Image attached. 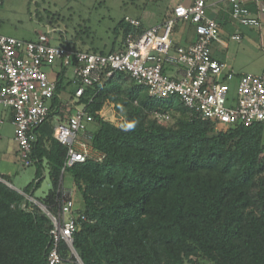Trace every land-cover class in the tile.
<instances>
[{"label": "trees", "instance_id": "1", "mask_svg": "<svg viewBox=\"0 0 264 264\" xmlns=\"http://www.w3.org/2000/svg\"><path fill=\"white\" fill-rule=\"evenodd\" d=\"M138 19V28L118 22L123 43L147 29ZM79 41L62 46L117 52L115 42L106 52ZM66 74L65 68L57 74L48 119L34 131L35 178L23 193L40 187L47 168L51 188L41 204L55 209L60 181L70 175L82 200L77 212L87 219L78 218L72 235L83 264H264L262 123L203 120L179 96L152 97L122 72L102 76L79 98L74 89L63 101L72 83ZM107 104L121 126L102 116ZM77 107L93 118L90 145L102 159L62 173L66 149L53 137L54 119ZM50 227L37 205L0 181V264H47Z\"/></svg>", "mask_w": 264, "mask_h": 264}, {"label": "built area", "instance_id": "2", "mask_svg": "<svg viewBox=\"0 0 264 264\" xmlns=\"http://www.w3.org/2000/svg\"><path fill=\"white\" fill-rule=\"evenodd\" d=\"M228 1L233 21L242 27H260L259 18L252 16L239 0ZM178 21L194 28L193 43L173 44V28ZM126 22L135 28L140 26L137 19L127 18ZM218 35L219 25L209 17L206 0L176 4L170 18L146 29L139 37L128 35L119 51L107 55L74 51L62 43L54 45L46 33L33 41L0 35V107L12 110L14 141L24 164L33 163L29 156L36 141L34 131L48 119L54 98L55 82L49 79L45 69L57 62L60 68L72 71L76 98L102 76L122 72L146 87L152 97L179 96L185 107L203 120L230 127L264 125V73L239 77L235 97L230 98V82H234L235 75L226 63L215 60L210 53ZM231 40L240 43L241 36L233 35ZM166 65L176 69L178 76L167 75ZM157 117L162 123L169 120L166 115ZM92 124L93 118L83 110L55 124L53 137L66 149L62 173L89 159H102L90 145ZM31 202L37 204L51 224L47 264H83L73 247L72 235L78 230V218L87 219L77 212L73 192L64 189L61 180L55 209L34 199ZM62 246L67 249L66 256Z\"/></svg>", "mask_w": 264, "mask_h": 264}, {"label": "rangeland", "instance_id": "3", "mask_svg": "<svg viewBox=\"0 0 264 264\" xmlns=\"http://www.w3.org/2000/svg\"><path fill=\"white\" fill-rule=\"evenodd\" d=\"M169 4L168 0L156 2L151 0H4L3 5L0 6V35L14 37L22 41H33L39 34L46 33L49 34L54 45L67 42L71 46L77 40V46H80L79 40H88L87 44L93 42V47L106 52L110 51L115 42V50L118 51L123 46L121 29L116 33L119 21L123 20L127 24V18L138 19L141 17L145 24L151 25L152 22L160 20V15L167 11L166 7ZM256 44L249 52L233 54L231 57L233 63L248 67L249 71L246 73H258L257 70L264 67V52L259 42ZM50 68L47 73L51 79L54 77L52 72L59 71V63H55ZM67 72L69 78L72 79V71L67 70ZM69 78L67 76V79ZM235 86L236 82H230V98L235 97ZM74 89L75 84L72 82L61 92L59 97L63 101L67 100L70 92ZM78 108L82 110L81 107ZM75 111L76 109L72 110L69 116ZM102 113L106 119L121 126L122 122L115 117L111 104H107ZM0 120L2 121L0 124V175L7 176L8 184L15 191L23 193L26 186L35 178L36 166L33 163L24 164L14 141L13 124L5 116L0 117ZM61 120L64 119L55 118L54 124L60 123ZM262 144L264 146V129ZM43 177L44 179L36 191L32 194L23 193L27 200L34 199L36 203L41 204L42 199L51 188L47 168L43 170ZM62 184L64 189L73 192L75 208L79 209L82 200L79 194H74L71 177L68 173L64 175Z\"/></svg>", "mask_w": 264, "mask_h": 264}, {"label": "crops", "instance_id": "4", "mask_svg": "<svg viewBox=\"0 0 264 264\" xmlns=\"http://www.w3.org/2000/svg\"><path fill=\"white\" fill-rule=\"evenodd\" d=\"M151 1L156 2L160 0H151ZM168 1H170V4L167 5L166 7L167 11L163 12L160 15L161 18L159 21L152 22L151 25L144 23V26L147 29L152 27L153 25H158L163 23L170 16V14H172L173 8L176 4L183 3L185 5H190L193 3V0H168ZM239 1L248 9L249 13L252 16L259 18L260 21L259 28L242 27L238 25L235 21H233L230 14L231 5L228 0H206V6L208 8L209 17L215 20L219 25L218 40L215 41L210 46L211 56L215 60L226 63L228 65L229 69L235 75L234 82H237V79L243 75H262V73H264V67L259 68L257 70L259 71L258 73H246V71H249L246 65H238L231 61V57H233L232 56L233 54H239L241 52L247 53L252 49L253 45H257L256 44L257 42H259L260 47L264 52V0H239ZM236 34L241 36L240 43H235L231 40V37ZM195 40H196V34L194 28L191 25L180 21H178L175 24L172 34V41L174 45H188L193 43ZM50 69L51 68L45 69L47 75H48L47 71ZM164 70L165 73L169 76L172 77L178 76L177 70L171 66L166 65ZM59 71L57 73L52 72V74H54V77L51 79L49 78L52 82H55ZM66 75L69 78L68 72ZM71 78L72 79L69 78V80H72V82H74L73 77ZM77 109L79 110L78 107L76 108V111ZM3 116H5V118H7L12 123L13 120L12 110L3 109L0 107V117L2 118Z\"/></svg>", "mask_w": 264, "mask_h": 264}, {"label": "water", "instance_id": "5", "mask_svg": "<svg viewBox=\"0 0 264 264\" xmlns=\"http://www.w3.org/2000/svg\"><path fill=\"white\" fill-rule=\"evenodd\" d=\"M1 182H3L4 184H6L8 187L12 188L10 184H8L6 181L0 179ZM13 189V188H12Z\"/></svg>", "mask_w": 264, "mask_h": 264}, {"label": "snow or ice", "instance_id": "6", "mask_svg": "<svg viewBox=\"0 0 264 264\" xmlns=\"http://www.w3.org/2000/svg\"><path fill=\"white\" fill-rule=\"evenodd\" d=\"M130 127H131V125H130Z\"/></svg>", "mask_w": 264, "mask_h": 264}]
</instances>
